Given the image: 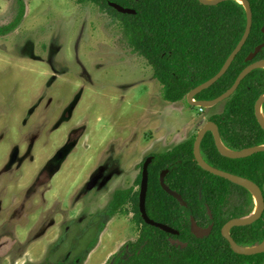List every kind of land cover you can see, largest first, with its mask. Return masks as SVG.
<instances>
[{
  "label": "rangeland",
  "instance_id": "rangeland-1",
  "mask_svg": "<svg viewBox=\"0 0 264 264\" xmlns=\"http://www.w3.org/2000/svg\"><path fill=\"white\" fill-rule=\"evenodd\" d=\"M23 1V23L0 36V264L63 261L71 251L61 248L69 241L58 238L77 241L88 215L96 225L79 241L81 252L95 241L82 261L120 264L109 258L135 242L139 231L132 215H103L116 190L137 187L141 166L134 168L135 158L139 154L140 163L150 152L186 142L224 104L201 109L165 101L148 61L129 46L120 23L96 5ZM18 11L19 0H0V28ZM75 140L78 146L57 161L58 152ZM120 157L125 168L114 161ZM107 163L120 166L127 179L87 195L86 184ZM69 217H78L74 226L80 220L76 232L66 231ZM56 249L61 253L54 257Z\"/></svg>",
  "mask_w": 264,
  "mask_h": 264
},
{
  "label": "trees",
  "instance_id": "trees-1",
  "mask_svg": "<svg viewBox=\"0 0 264 264\" xmlns=\"http://www.w3.org/2000/svg\"><path fill=\"white\" fill-rule=\"evenodd\" d=\"M248 1L254 22L246 45L227 73L199 94L197 101H212L228 92L240 74L251 65L248 57L264 44V0ZM77 2L94 4L120 23L129 46L148 61L155 79L162 86L164 100L170 103L187 102L193 90L215 78L242 41L248 27L246 8L233 0L217 6L205 5L200 0ZM110 3L132 9L136 14H122ZM26 9L25 2L19 0L16 19L0 28V36H7L21 26ZM261 60H264V49L255 62ZM263 96L264 69H257L223 103V112L209 118L219 126L222 142L227 148L242 151L264 145V128L256 115V104ZM196 139L194 136L171 151L154 154L149 169L148 215L155 222L179 231V236L146 224L140 211V190L131 188L115 194L111 216L133 214V222L139 230L137 241L129 242L119 255H115L117 263L264 264V253L254 256L236 254L222 235L227 223L254 213L256 203L253 194L203 169L195 158ZM201 154L211 167L251 180L264 191V153L242 159L227 158L219 151L214 135L208 133L203 139ZM143 166L144 163L141 164ZM166 170L169 171L166 184L182 195L187 206L163 189L161 174ZM142 178L141 172L138 185H141ZM192 218L202 228L214 225L212 235L197 238L191 231ZM231 235L241 247L263 245L264 215L253 225L233 228ZM172 239L180 240L186 246H176Z\"/></svg>",
  "mask_w": 264,
  "mask_h": 264
},
{
  "label": "water",
  "instance_id": "water-1",
  "mask_svg": "<svg viewBox=\"0 0 264 264\" xmlns=\"http://www.w3.org/2000/svg\"><path fill=\"white\" fill-rule=\"evenodd\" d=\"M200 1L205 5L217 6L223 2L230 1V0H200ZM233 1L238 2L237 0H233ZM243 1H244V4H242L240 2H238V3L243 5L246 8L247 13H248V27H247L246 33H245L242 41L238 45V47L235 49V51L232 53V55L227 60L225 66L223 67L221 72L215 78H213L212 80L208 81L207 83L199 86L198 88L193 90L188 95L187 102L192 107H198L201 109H209V108H214L220 104L225 103L228 99H230L237 92V90L241 86L242 82L253 71H255L257 69H264V60L255 62V59L258 57V55L264 49V44H263V45H260L259 47H257L256 50L248 57L247 61L250 62L251 65H249L240 74V76L238 77L234 86L228 92H226L225 94H223L219 98L212 100V101H197L196 100V97L199 94H201L205 90H208L209 88H211L227 73L229 68L232 66L233 62L236 60L237 56L240 54V52L242 51V49L246 45V43H247V41L251 35L253 22H254L253 10H252L251 4L248 0H243ZM110 6L115 8L118 12H120L122 14H136V12L134 10L124 8V7H122L116 3H110ZM263 33H264V28H263ZM79 100L80 99H77L74 102V104L71 106V108L69 109L70 117L73 116V114H74V112H75V110L79 104ZM263 105H264V96L262 98H260L256 104V115H257L259 122L261 123V125L264 128ZM208 133H212L214 135L217 147H218L219 151L221 152V154L223 156H225L227 158H231V159H242V158L253 156V155H256L259 153H264V145L258 146V147H253V148H248V149H245L242 151H233V150L227 148L223 144L221 136H220L219 126L215 122L209 121L205 124V126L198 133L197 139L195 142V146H194L195 158L198 161L199 165L203 169L207 170L208 172H210L216 176L224 178V179H226V180H228L234 184H237L241 187L246 188L247 190H249L253 194L254 198H255V194L258 195L259 200H260V204H261V208H260L259 212L253 218H250L255 214V212H256V209H255L254 213L247 218L230 221L222 229V235L229 242L232 250L236 254L244 255V256H254V255H258V254H263L264 253V244L259 246V247H252V248L241 247L232 237L231 230L233 228H236V227H246V226L253 225L254 223H256L257 221H259L262 218V216L264 215V193H263L262 189L253 181L245 179V178L240 177V176H236V175L221 171V170L216 169V168H213L204 161L202 154H201V146H202V142H203L204 137ZM78 144H79V140H75L71 144H68L67 146L62 148L58 152V154L56 155V160L57 161L65 160L72 153V151L76 148V146ZM17 156H18V152L16 153L13 161H16ZM153 159H154L153 157H149L146 160L144 167H143V178H142V184H141V189H140V211H141L142 217H143L144 221L146 222V224H148L150 226L159 228V229L163 230L164 232L171 234V235H179V232L177 230H175V229H173V228H171L165 224L155 222L148 215L147 198H148V192H149V169H150V166L153 162ZM168 174H169L168 170L164 171L161 174V185H162L163 189L169 195L176 198L182 205L187 206V203L185 202L182 195H180L176 191L172 190L166 184V177ZM94 186H95V183L92 182L88 189L89 190L93 189ZM249 186H251L254 189V192L249 188ZM191 230H192V233L196 237L202 239V238H205V237L211 235V233L213 231V226H211L208 229H203L198 225L196 220L194 218H192ZM172 243L174 245H177V246H186L181 241H173Z\"/></svg>",
  "mask_w": 264,
  "mask_h": 264
},
{
  "label": "flooded vegetation",
  "instance_id": "flooded-vegetation-1",
  "mask_svg": "<svg viewBox=\"0 0 264 264\" xmlns=\"http://www.w3.org/2000/svg\"><path fill=\"white\" fill-rule=\"evenodd\" d=\"M182 144V143H181ZM181 144H179V145H181ZM178 145V146H179ZM78 146V145H77ZM76 146V147H77ZM153 155L154 154H152V155H149L148 157H146L145 158V160L142 162V164L144 163L145 164V162H146V160L149 158V157H153ZM154 158V157H153ZM154 160V159H153ZM106 166L108 167V172H107V174H110V173H112L113 171H115V167H114V165L113 164H110V163H107L106 164ZM144 167V166H143ZM143 167H141V172H142V174H143ZM141 172H140V174H141ZM118 176H115L114 178H113V180H115L116 178H117ZM113 180H112V182H113ZM142 184V183H141ZM138 187H139V189H138ZM131 189V188H130ZM141 189V185H138L137 184V190L136 191H138V190H140ZM86 190V189H85ZM122 190H128V189H122ZM122 190H116L115 192H114V194H113V196H112V200H111V202H110V204H109V206H110V209L108 210V211H105V213H104V215H103V217L105 218V219H107V218H109L110 220H111V218H114V217H116L117 215H119V214H116L115 216H111V210H112V202H113V200H114V196H115V194L118 192V191H122ZM93 191V190H92ZM92 191H88V193H86L87 195L90 193V192H92ZM263 191V190H262ZM263 193H264V191H263ZM255 199V198H254ZM81 202V197L79 196V201H78V204ZM255 203H257V201L255 200ZM90 209H92V206H88ZM127 208V207H126ZM256 209H257V205H256ZM93 210H89L88 211V213H95L94 211L92 212ZM121 215H123V214H121ZM132 216H133V218H134V215L133 214H131ZM123 216H127V215H123ZM210 216L212 217V214H211V212H210ZM263 217V216H262ZM88 219H89V221H86V224H87V227L84 229V231H83V233H82V235L79 237V238H77V241H75V238H74V241H72L70 238L68 239L67 237L68 236H66V235H62L60 238H58V240L59 239H61V244H64L65 242H68V244H64V246L61 248V249H63L64 250V252H66V251H71V253H69L68 255H66L65 257H63V261H60V262H57V263H54V262H52V261H49L47 264H60V263H62V264H84L85 263V260L84 261H82V259H83V254L84 253H86V252H89V250H90V247H91V244L95 241V239L94 240H92V241H90V243L88 244V246L86 247V249L84 250V252L82 253L81 252V247H80V240L84 237V235H86L87 233H90L91 231H93V228H95V225H96V222H93V220H92V216H90V215H88V217H87ZM133 218H132V221H133ZM76 219H78V217L76 218ZM74 217H72V219L69 217V222L70 221H73L72 222V225L71 226H69V227H66L67 229H66V231H69V230H73V232H76V228H78V227H80V226H78V224L80 223V220L78 221V224L76 225V226H74V221L76 220ZM83 221V220H82ZM81 221V222H82ZM85 223V222H84ZM84 223H82V224H84ZM211 226H213V231H214V225H211ZM211 226H209L208 228H210ZM202 228V227H201ZM208 228H203V229H208ZM138 229V228H137ZM139 231V230H138ZM192 231V230H191ZM213 231H212V233H213ZM232 231V230H231ZM179 232V231H178ZM212 233H211V235H212ZM171 235V234H170ZM179 235H180V233H179ZM179 235H174V236H179ZM210 235V236H211ZM210 236H207V237H210ZM207 237H205V238H207ZM198 238V237H197ZM201 239V238H200ZM202 239H204V238H202ZM137 241V240H136ZM173 241H180V240H171V242H173ZM130 242H134V241H130ZM129 242H127V243H125V245L126 244H128ZM184 244V243H183ZM125 245H123L122 246V248L125 246ZM177 246V245H176ZM122 248L119 250V252H117L115 255H119L120 253H121V251H122ZM61 252L59 251V249H56L55 251H53V253H51V255L52 256H54L55 257V255L57 256V255H59ZM115 255L114 256H112L110 259H109V261H111L114 257H115ZM109 262H107L106 264H108Z\"/></svg>",
  "mask_w": 264,
  "mask_h": 264
},
{
  "label": "crops",
  "instance_id": "crops-1",
  "mask_svg": "<svg viewBox=\"0 0 264 264\" xmlns=\"http://www.w3.org/2000/svg\"><path fill=\"white\" fill-rule=\"evenodd\" d=\"M217 107V106H216ZM222 113V112H221ZM221 113H212L211 112V114H209V117H208V119H207V122H209V118L211 117V116H213V115H216V114H221ZM206 122V123H207ZM205 123V124H206ZM204 127V124L202 125V126H198V131H196V132H191V135H190V137L187 139V140H185V141H189V140H191L194 136H197L198 135V133L200 132V130L202 129ZM178 146V145H177ZM176 145L175 146H172V147H170V146H166L167 148H165V150H160V151H155V152H150V154L149 155H152V154H159V153H165V152H168V151H171V150H173L175 147H177ZM148 148V151H150V150H152V149H154L155 147H153V146H149V147H147ZM145 148H143V150H144ZM142 150V151H143ZM139 155V154H138ZM138 155H137V157H138ZM148 155V156H149ZM137 157L135 158V161H134V168H135V165H140L141 166V164H142V162L145 160V159H143L140 163H138L137 162ZM123 158L122 157H120V158H118L117 160H114L115 162H117V163H122V166L124 165V161L122 160ZM119 163V164H120ZM121 165V164H120ZM114 167H115V171H113L112 173H110V174H107V172H108V167L105 165V166H101L100 168H98L94 173H93V175L91 176V179H90V182H88L87 184H86V186H85V188L84 189H86L87 188V186H88V188H89V186H90V184L92 183V182H94L95 183V186H94V188L93 189H88L89 191H92V190H94V189H96V188H98V187H105V186H108V185H110V187H112V186H120V184H121V182L122 181H124V180H126L123 176L125 175V172L123 171H121V169L119 168L120 166H118L117 164H115L114 163ZM124 168H125V166H123ZM134 168H133V173H135V170H134ZM122 173H123V176H122ZM140 175V174H139ZM139 175L136 177V180H135V185H137V180H138V177H139ZM115 176H118L115 180H113V178L115 177ZM122 176V177H121ZM134 176H132V177H130V178H133ZM112 180H113V182H112ZM113 184V185H112ZM130 188H135V190H137V187L136 186H131V187H129V188H126V189H130ZM111 223V222H110ZM110 226V225H109ZM108 226V227H109ZM107 228V227H106ZM108 229V228H107ZM107 229H105L104 230V232L106 231L107 232ZM102 241V240H101ZM97 243H96V246L94 245V250L92 251V255L90 254V256H93L96 252H97V250H98V247H97ZM125 245V244H124ZM123 246V245H122ZM122 246H120V249L122 248ZM116 254V253H115ZM115 254H112L111 255V257L112 256H114ZM110 257V258H111ZM109 258V259H110Z\"/></svg>",
  "mask_w": 264,
  "mask_h": 264
},
{
  "label": "bare ground",
  "instance_id": "bare-ground-1",
  "mask_svg": "<svg viewBox=\"0 0 264 264\" xmlns=\"http://www.w3.org/2000/svg\"><path fill=\"white\" fill-rule=\"evenodd\" d=\"M237 1L240 2V3H242V4H244V1L243 0H237ZM249 188L254 192V189L251 186H249ZM255 200L257 201V203H256L257 209H256L255 214L252 217H250V218H253L259 212V210L261 208L260 200H259V197H258L257 194H255Z\"/></svg>",
  "mask_w": 264,
  "mask_h": 264
}]
</instances>
